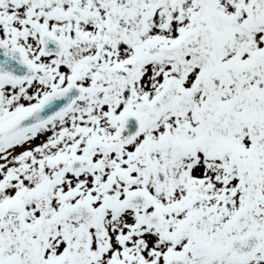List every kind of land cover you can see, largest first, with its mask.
Segmentation results:
<instances>
[{
  "label": "snow or ice",
  "instance_id": "obj_1",
  "mask_svg": "<svg viewBox=\"0 0 264 264\" xmlns=\"http://www.w3.org/2000/svg\"><path fill=\"white\" fill-rule=\"evenodd\" d=\"M0 264H264V0H0Z\"/></svg>",
  "mask_w": 264,
  "mask_h": 264
}]
</instances>
